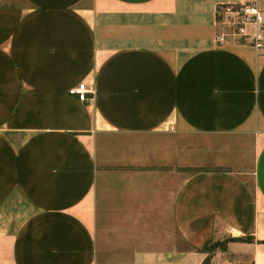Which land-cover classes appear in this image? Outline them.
I'll list each match as a JSON object with an SVG mask.
<instances>
[{
  "label": "crops",
  "instance_id": "1",
  "mask_svg": "<svg viewBox=\"0 0 264 264\" xmlns=\"http://www.w3.org/2000/svg\"><path fill=\"white\" fill-rule=\"evenodd\" d=\"M228 1L0 0V264H202L226 231L264 264V49L216 41Z\"/></svg>",
  "mask_w": 264,
  "mask_h": 264
},
{
  "label": "built area",
  "instance_id": "2",
  "mask_svg": "<svg viewBox=\"0 0 264 264\" xmlns=\"http://www.w3.org/2000/svg\"><path fill=\"white\" fill-rule=\"evenodd\" d=\"M219 44L231 41L246 44L254 50L264 49V10L256 0H230L220 3L216 8ZM68 94L78 100H85L88 93L84 81H80L67 90Z\"/></svg>",
  "mask_w": 264,
  "mask_h": 264
},
{
  "label": "rangeland",
  "instance_id": "3",
  "mask_svg": "<svg viewBox=\"0 0 264 264\" xmlns=\"http://www.w3.org/2000/svg\"><path fill=\"white\" fill-rule=\"evenodd\" d=\"M233 239L229 231L223 237L216 238L203 264H251L250 254L231 255L226 251V244Z\"/></svg>",
  "mask_w": 264,
  "mask_h": 264
},
{
  "label": "trees",
  "instance_id": "4",
  "mask_svg": "<svg viewBox=\"0 0 264 264\" xmlns=\"http://www.w3.org/2000/svg\"><path fill=\"white\" fill-rule=\"evenodd\" d=\"M195 170H200V168H198V169H195ZM245 239H246V240H251V237H246ZM245 239H244V240H245ZM237 240H240V238H239V239H237ZM212 245H213V244H212ZM212 245H211V246H212ZM211 248H212V247H211ZM204 261H205V259H204ZM204 261H203V263H204ZM203 263H202V264H203Z\"/></svg>",
  "mask_w": 264,
  "mask_h": 264
}]
</instances>
